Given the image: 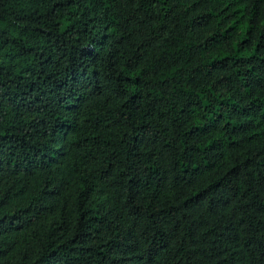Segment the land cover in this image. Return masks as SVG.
<instances>
[{"label": "trees", "instance_id": "trees-1", "mask_svg": "<svg viewBox=\"0 0 264 264\" xmlns=\"http://www.w3.org/2000/svg\"><path fill=\"white\" fill-rule=\"evenodd\" d=\"M0 264H264V0H0Z\"/></svg>", "mask_w": 264, "mask_h": 264}]
</instances>
